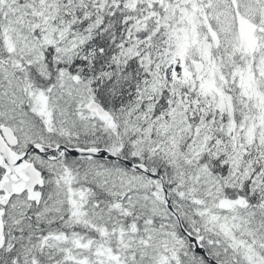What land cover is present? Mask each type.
<instances>
[{"label": "snow or ice", "instance_id": "obj_1", "mask_svg": "<svg viewBox=\"0 0 264 264\" xmlns=\"http://www.w3.org/2000/svg\"><path fill=\"white\" fill-rule=\"evenodd\" d=\"M0 264H264V0H0Z\"/></svg>", "mask_w": 264, "mask_h": 264}]
</instances>
